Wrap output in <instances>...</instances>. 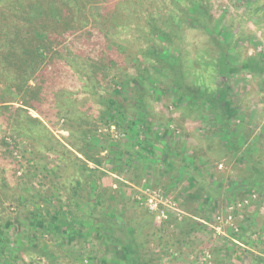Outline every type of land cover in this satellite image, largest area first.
<instances>
[{"label":"rangeland","instance_id":"374dc122","mask_svg":"<svg viewBox=\"0 0 264 264\" xmlns=\"http://www.w3.org/2000/svg\"><path fill=\"white\" fill-rule=\"evenodd\" d=\"M195 2L0 0V237L15 258L127 264L128 244L141 264L264 257V192L250 190L264 0Z\"/></svg>","mask_w":264,"mask_h":264},{"label":"trees","instance_id":"16d2710c","mask_svg":"<svg viewBox=\"0 0 264 264\" xmlns=\"http://www.w3.org/2000/svg\"><path fill=\"white\" fill-rule=\"evenodd\" d=\"M205 1V0H204ZM185 2H186V4L187 5H189V6H192L194 3L193 2H195V0H185ZM206 2H208V1H206ZM195 4H196V8L199 6H201L202 8L204 7V5L206 4H204V2H203V0H197V3L195 2ZM198 7V8H199ZM187 8H189V7H187ZM195 8V9H196ZM195 11V10H194ZM193 14H194V12H193ZM200 15H203V12L202 13H200ZM152 33L153 34H155V35H160L161 37H163V38H165V39H167V37L168 36H170L169 35V33H167V32H165V31H163V30H160V29H158V28H156V27H153V29H152ZM174 36H175V34H174ZM31 47V46H30ZM32 49H33V47H32ZM34 55H35V57H38V56H41V53L44 51V50H46L45 49V46L42 44V45H38V46H35L34 47ZM176 69H177V67H176ZM153 87V86H152ZM119 106H111V107H109V110L110 111H112V110H114L115 112H116V114L115 115H113V114H111L110 115V118H109V121H107V125L108 126H110L111 124L110 123H114L113 121H114V118H117V115L121 112L120 110H119ZM110 111H107V113H103L102 115L103 116H105V115H107L108 113H110ZM120 117H123V112L120 114ZM110 122V123H109ZM130 130H132V128H138L137 126H136V123L134 122V121H131L130 122V124L127 126ZM133 131V130H132ZM135 131H137V129L135 130ZM139 131H140V129H139ZM143 134V133H142ZM142 139H143V141H142V144H148V142H147V138L145 137V135H143L142 136ZM257 165V164H256ZM256 165H253L254 167L256 166ZM251 181L253 182V183H255L254 185H255V188L252 186L251 188H250V190H258V191H262V192H264V178L262 179H260L258 176H253L252 178H251ZM81 188V187H80ZM96 198H97V196H96ZM97 200H99V199H97ZM91 215V214H90ZM89 215V216H90ZM34 216L35 217H40V215L39 214H34ZM105 216V215H104ZM39 219H42V217H40ZM104 220H107V217L105 216V219ZM105 224V223H104ZM191 232H195L196 231V229L198 230L199 229V231H203L202 229H201V225L199 224V223H194V225H192L191 226ZM8 245V240L5 238V239H1V237H0V256H2V258L1 259H3L4 261H7V264H26L23 260H20V258L19 259H17V258H15L14 257V253H12V250L9 248V246H7ZM128 246V252L130 253L129 255V257H125L126 258V263L127 264H141L142 263V261H141V259H140V256H139V254L138 253H136L135 252V249H133L134 247H132L131 245H127ZM239 251H242V252H245V251H243V249L242 248H240L239 246L238 247H236L233 251H232V253H231V257L233 258L234 256H240V254H239ZM260 254H263L264 255V251L262 252V253H260ZM241 257V256H240ZM239 257V258H240ZM261 258H264V257H255V259H256V263L257 264H264V259H261Z\"/></svg>","mask_w":264,"mask_h":264},{"label":"built area","instance_id":"2783aa9c","mask_svg":"<svg viewBox=\"0 0 264 264\" xmlns=\"http://www.w3.org/2000/svg\"><path fill=\"white\" fill-rule=\"evenodd\" d=\"M152 201H150V203H151ZM149 208L151 209V210H153L154 208H155V206L154 205H149Z\"/></svg>","mask_w":264,"mask_h":264}]
</instances>
